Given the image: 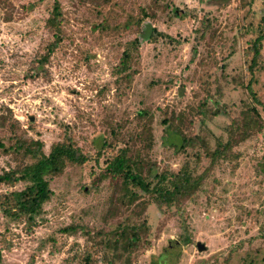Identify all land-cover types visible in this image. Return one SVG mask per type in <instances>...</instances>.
Wrapping results in <instances>:
<instances>
[{
	"label": "rangeland",
	"instance_id": "rangeland-1",
	"mask_svg": "<svg viewBox=\"0 0 264 264\" xmlns=\"http://www.w3.org/2000/svg\"><path fill=\"white\" fill-rule=\"evenodd\" d=\"M51 1L0 0V173L19 161L2 150L10 143L12 129L40 140L46 152L66 128L83 152L97 158V165L90 160L50 178L49 199L33 224L0 213V264H77L73 254L91 233L105 226V220L120 218L107 214L110 190L99 168L104 165L105 141L120 146L135 127L137 110L153 112L149 156L160 167L175 168L179 160L173 145L178 137L160 124L162 112L194 110L205 90L218 96L225 112L212 115L206 126L211 134L223 136L227 116L247 100L240 85L242 51L254 37L263 9L261 0H113L100 7L59 0L63 38L39 63L51 40L44 26ZM138 7L149 14L144 23L164 35L141 41L136 72L128 80H117L112 68L122 43L137 32L103 30L97 24L101 19L119 24ZM202 17L208 19L207 26ZM260 54L262 68L253 88L264 104V39ZM208 106L213 107L211 101ZM192 120L190 129L197 130L198 120ZM233 150L236 155L215 167L196 196L185 202L187 242L178 237L183 233L179 217L147 206L153 235L134 264H262L264 174L258 160L264 154V132ZM22 186L1 185L0 191ZM230 247L236 250L230 252Z\"/></svg>",
	"mask_w": 264,
	"mask_h": 264
},
{
	"label": "trees",
	"instance_id": "trees-1",
	"mask_svg": "<svg viewBox=\"0 0 264 264\" xmlns=\"http://www.w3.org/2000/svg\"><path fill=\"white\" fill-rule=\"evenodd\" d=\"M81 1L94 5L93 7H100L113 0ZM261 1L263 9L255 35L248 40L242 51L243 76L240 85L245 90L247 100L241 102L235 114L227 116L228 123L222 129L223 136L211 134L206 126L212 115L225 112L217 102L218 96L205 90L206 96L194 110L190 109L187 113L169 112L168 115H165L164 111L159 119L160 124L165 125L178 137V143L173 144L175 153L179 154L175 168L167 165L160 167L149 156L153 146V112L149 108L135 112V127L122 139L120 146L116 147L113 140L105 141L106 153L102 156L104 165L100 168L98 166L99 175L105 177L110 190L107 214H110L109 218L115 215L120 218L110 223L105 220V226L91 233L84 247L73 254L77 264H134L137 253L150 245L152 231L146 216L149 205L159 214L179 217L183 233L178 237L182 242H187L189 237L182 216L185 202L196 196L204 181L212 176L215 167L236 155L234 146L264 132V104L259 100L258 90L253 88L256 76L262 68L260 46L264 39V0ZM175 11L173 15L176 16ZM147 18V10L138 7L135 14H128L119 24L109 25L105 19L98 22L99 29L118 31L132 28L137 32L134 37L122 43L121 52L112 68L115 79L128 80L136 72L134 65L138 60L141 41L154 40L157 36L164 35L144 23ZM200 21L204 26L208 25L206 17H202ZM61 25L59 0H52L44 19V26L51 34V40L45 45L43 54L38 56L39 63L45 62L61 42ZM209 101L212 108L208 106ZM214 106L216 112L213 110ZM195 117L198 120V128L191 130L192 119ZM3 123L4 117L1 116L0 126H3ZM9 126L12 127V124L9 123ZM115 131V128L109 129L112 139L115 138ZM11 133L9 145L2 150L12 153L19 161L14 168L0 173V186L13 185L16 182H21L23 186L18 190L0 191V213L10 219L24 217L30 225L40 213L43 202L49 199V179L60 175L69 166H81L90 160L97 165V158H90L83 152L66 128L60 132L58 140L50 143L46 152L40 140L18 135L13 129ZM258 161L259 171L264 174V154ZM260 237L264 240V232ZM235 250L234 247L229 249L230 252ZM261 260L264 264V254Z\"/></svg>",
	"mask_w": 264,
	"mask_h": 264
},
{
	"label": "water",
	"instance_id": "water-1",
	"mask_svg": "<svg viewBox=\"0 0 264 264\" xmlns=\"http://www.w3.org/2000/svg\"><path fill=\"white\" fill-rule=\"evenodd\" d=\"M197 246H198V247H197L198 249L202 248V245L197 244Z\"/></svg>",
	"mask_w": 264,
	"mask_h": 264
}]
</instances>
